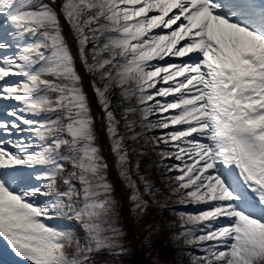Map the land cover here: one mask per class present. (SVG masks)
Segmentation results:
<instances>
[{
	"label": "snow or ice",
	"instance_id": "obj_1",
	"mask_svg": "<svg viewBox=\"0 0 264 264\" xmlns=\"http://www.w3.org/2000/svg\"><path fill=\"white\" fill-rule=\"evenodd\" d=\"M61 10L83 64L106 81L94 88L121 165L127 153L123 138L115 139L113 86L137 98L146 127L172 129L160 140L175 149L162 157L182 165L169 169L179 172L173 194L180 204L208 206L179 213L180 236L202 253L189 254L192 264H264V0H63ZM0 29V51L15 50L0 57V101L22 105L7 112L13 119L0 118V133H22L23 124L41 141L0 139V240L24 264H80L68 253L74 243L79 248L73 233L48 223L67 207L65 198L82 201L71 207L88 236L83 251L117 245L102 226L113 211L111 186L76 59L44 0H0ZM166 57L189 59L156 63ZM46 112L64 115L39 124L24 115ZM69 160L77 171L61 192L57 177ZM77 175L82 196L72 184ZM132 199L144 206L138 189Z\"/></svg>",
	"mask_w": 264,
	"mask_h": 264
},
{
	"label": "rangeland",
	"instance_id": "obj_2",
	"mask_svg": "<svg viewBox=\"0 0 264 264\" xmlns=\"http://www.w3.org/2000/svg\"><path fill=\"white\" fill-rule=\"evenodd\" d=\"M57 1V0H55ZM63 28L62 31H66V26L62 19ZM7 27V25H5ZM2 32V29H0ZM24 43H30L31 39L24 40ZM92 45H88L86 49V54L90 62L92 61L93 55L91 54ZM168 57L165 58L162 62H166ZM174 63V61H167ZM167 63V64H168ZM91 73V72H90ZM15 77V76H13ZM22 80L21 77H18ZM91 78L93 82L90 85V88L95 91L94 85L98 86L100 84L106 83L100 79L99 74L91 73ZM159 86H163L158 84ZM157 85V86H158ZM159 88V87H158ZM116 91V95L112 96L109 92L110 100V111L113 113L115 120L118 122L116 124V130L118 136L115 139L123 138V150L127 145L130 147L124 150L127 153V163L121 165L118 154L114 151V138L109 132V122L107 115H100L98 119V128L97 134L103 136L108 142L107 147L110 146V149L107 147H101L97 144V137L95 140L96 147L99 148L100 152H103L105 155L100 156L102 158V163L106 165V168L103 170V176L105 177V182L111 186V199L113 201V211L111 217L106 223L102 226L109 231L105 232V235L113 237L116 242V247L112 248H101V249H111L112 254L106 257L105 263L102 264H187L191 263V254L199 255L202 254L198 250L196 252H189L188 255H184L185 250L183 246L185 244V239L180 236V233L184 231V228L181 227L180 212H196V206L192 203L180 204L178 202L180 194H173V189L177 186V181L170 180V177H175V174H179L178 171H169L164 164L173 165L176 162L175 157L170 159H165L162 157L161 153L172 152V150L165 145L160 139L164 136V133L168 129L154 128V132L149 134L150 130L146 127L147 123L142 119V114L140 108H138L139 103L136 97L125 98L120 88L113 86L110 90ZM50 95L55 98L56 94L51 93ZM97 96V95H96ZM97 105H101L99 98L97 96ZM15 102L14 105H16ZM19 107H22L19 106ZM19 107H15L18 109ZM90 107V106H89ZM100 107V106H99ZM102 108L103 105H102ZM129 108H134L135 111H128ZM2 110V108H0ZM3 112H0V118L6 119L7 117L1 115ZM27 117L29 115L24 114ZM62 119L60 114H46L37 117L35 120L39 123H47L53 120ZM11 120V119H9ZM62 122H66L63 121ZM23 125V124H22ZM97 125V126H98ZM28 127V126H27ZM31 133V134H30ZM95 133V131H94ZM21 133H15L13 130L12 136H7L6 134L0 133L1 139H9L14 137V140L24 139L26 142L33 144H40L41 141L36 137V135L29 131L25 130V135ZM96 136V135H95ZM51 138H49L50 142ZM150 150V152H148ZM62 151V150H60ZM67 155V150L64 152ZM65 163L66 170H71L68 175L62 173L57 177V190L65 192L68 190V186L64 184V179L69 178V174L77 171L73 168L71 161H61ZM181 165V164H178ZM182 166V165H181ZM173 168V167H171ZM111 169H114L116 172V178L118 182L115 183L114 178L111 174ZM127 172L128 178L125 177L124 173ZM130 178V179H129ZM72 184H77L76 180L79 181V187L81 196L83 195V185L81 184L78 175L72 177ZM131 183H134L136 188L134 189L131 186ZM119 183V187L117 186ZM62 185H66L65 188H61ZM76 187V186H75ZM136 189L139 191L140 199L144 202V206L137 207V201L132 199ZM41 201H44L49 198H40ZM65 203L67 207L59 214H56L54 218L48 223L60 230L69 231L73 233L76 240L79 241V248L74 243L73 246L68 249V253L71 257L76 258L80 264H88L81 262L80 259L84 256L83 254H88L90 251L81 252V248H87L88 236L83 226H81V221L75 218V215L69 214V210H72V204H76L77 207L82 206V201L75 203L74 199L68 201L65 198ZM121 204L122 211L119 210V205ZM190 206L194 207V211H189L185 208L180 210L178 206ZM208 206L201 204V209H205ZM187 227H192L188 225ZM111 229L116 231L113 233ZM199 234V233H198ZM6 249L9 254H11L13 263L21 264L23 261L15 255L11 250L10 246L6 242L0 240V250ZM99 249V250H101ZM93 254H95V259H98L99 250H96L93 247ZM81 252V253H80ZM115 255L119 259H112L111 256ZM88 259L87 257H83ZM90 264V263H89ZM95 264V262H93ZM101 264V262H99Z\"/></svg>",
	"mask_w": 264,
	"mask_h": 264
},
{
	"label": "bare ground",
	"instance_id": "obj_3",
	"mask_svg": "<svg viewBox=\"0 0 264 264\" xmlns=\"http://www.w3.org/2000/svg\"><path fill=\"white\" fill-rule=\"evenodd\" d=\"M157 31H159V30H157ZM91 45H92V50H90L91 51V54L93 55V49H94V45L91 43ZM6 53L5 52H3V54L2 55H5ZM7 55V54H6ZM181 59H183V60H188L189 59V57H184V58H173V57H168L167 58V60H166V62H162V61H156V63H159L161 66H166L167 65V61H174V63H179V62H181ZM9 79V78H8ZM164 87H167V85H163ZM158 87H161V86H157V88ZM153 93L155 92V89H152L151 90ZM158 101H160V102H164L165 100H167V101H171L172 99H173V97H171V96H169V97H167V98H165V97H157L156 98ZM150 103H155V101H152V102H150ZM10 107H12V106H10ZM7 108H9V107H6L5 109H7ZM138 108H141V105L139 104V106H138ZM11 109V108H10ZM13 109H15V108H13ZM12 109V110H13ZM174 110H169V112H166V113H159V112H157V114H155V115H152V116H150V120H151V122L152 123H155L158 119H161V118H163L164 116H168V115H171L172 114V112H173ZM146 123H148L147 121H145ZM150 130H153V129H150ZM172 129L171 128H169L168 130H166V132L164 133V136H166L167 135V133L168 132H170ZM150 133L149 134H152L153 132H154V130L153 131H149ZM26 136H28V135H25V137ZM11 139V138H10ZM157 139H160V138H157ZM12 140H14V139H12ZM171 150H172V152L173 151H175V149H172V148H170ZM178 164H181V162L180 161H178V160H176V162H174V164L173 165H171V164H164V166L169 170L171 167H174V166H177ZM172 172L173 171H171L170 172V174H172ZM174 173V172H173ZM175 174V173H174ZM175 175H177V174H175ZM170 180H171V182L172 181H174L175 179H174V177H170ZM177 184V183H176ZM178 208L180 209V210H178V211H181V210H184L185 208L187 209H189V211H194V207H190V206H181V205H179L178 206ZM196 209H201V204H199V205H197L196 206ZM186 244V243H185ZM183 249L185 250V252H184V255H188V253L189 252H192V251H194V252H196L197 251V249L195 248V246H189L188 244H186V245H184L183 246ZM196 253H198V252H196ZM199 255H202V254H199ZM187 264H192V262L191 263H187Z\"/></svg>",
	"mask_w": 264,
	"mask_h": 264
},
{
	"label": "trees",
	"instance_id": "obj_4",
	"mask_svg": "<svg viewBox=\"0 0 264 264\" xmlns=\"http://www.w3.org/2000/svg\"><path fill=\"white\" fill-rule=\"evenodd\" d=\"M103 262H105V261H103Z\"/></svg>",
	"mask_w": 264,
	"mask_h": 264
}]
</instances>
